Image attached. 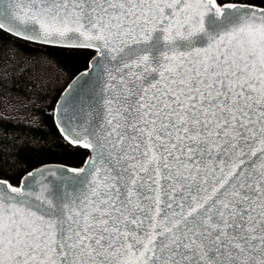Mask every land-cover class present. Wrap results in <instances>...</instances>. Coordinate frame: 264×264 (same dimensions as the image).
<instances>
[{"label":"snow or ice","instance_id":"snow-or-ice-1","mask_svg":"<svg viewBox=\"0 0 264 264\" xmlns=\"http://www.w3.org/2000/svg\"><path fill=\"white\" fill-rule=\"evenodd\" d=\"M0 33L96 53L55 109L83 167L13 182L0 139V264H264V0H0Z\"/></svg>","mask_w":264,"mask_h":264},{"label":"trees","instance_id":"trees-1","mask_svg":"<svg viewBox=\"0 0 264 264\" xmlns=\"http://www.w3.org/2000/svg\"><path fill=\"white\" fill-rule=\"evenodd\" d=\"M92 50L41 47L0 33V139L9 153L4 174L49 162L80 167L87 149L68 144L53 120L56 99L67 82L88 67ZM24 147L16 155L12 141Z\"/></svg>","mask_w":264,"mask_h":264},{"label":"water","instance_id":"water-1","mask_svg":"<svg viewBox=\"0 0 264 264\" xmlns=\"http://www.w3.org/2000/svg\"><path fill=\"white\" fill-rule=\"evenodd\" d=\"M96 53L94 52L92 57L90 58L89 62H88V67L84 70H81L80 72H78L76 75H74L68 82L67 84L64 86V88L62 89V91L60 92V94L58 95L57 99H56V102L54 104V109H53V120H54V123L56 125V127H60L61 126V122L64 121L65 119V113L68 112V109L65 108L64 110H62V112L60 113L59 116L56 115L55 113V109L57 108V105H58V102L61 100V97L64 95L65 93V90L68 89L69 85H72L74 83V81H76V79L82 74V73H85V72H88L91 70V61H92V58L93 56H95ZM72 99L76 101V106L77 107H80L81 104L83 105H87L89 103V101H87L82 95L81 96H77V93H76V89L74 88L72 90ZM73 127H75V122H73ZM87 156L83 162V164L80 166V167H83L84 164H85V161L89 158V156L91 155V152L89 149H87ZM80 167H77V166H72V165H67V164H63V163H56V162H49V163H42V164H39L33 168H31L30 170L32 169H36V168H51V169H61V168H80Z\"/></svg>","mask_w":264,"mask_h":264}]
</instances>
